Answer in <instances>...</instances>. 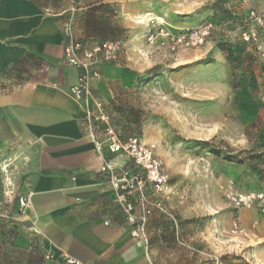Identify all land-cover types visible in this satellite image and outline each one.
Returning a JSON list of instances; mask_svg holds the SVG:
<instances>
[{
    "label": "rangeland",
    "instance_id": "1",
    "mask_svg": "<svg viewBox=\"0 0 264 264\" xmlns=\"http://www.w3.org/2000/svg\"><path fill=\"white\" fill-rule=\"evenodd\" d=\"M74 2L76 39L122 43L105 98L117 131L153 145L168 175L163 192L147 189L144 226L107 198L101 216L128 235L124 258L133 248L146 264H264V159H251L264 152V0ZM13 153H0V219L22 216L32 192Z\"/></svg>",
    "mask_w": 264,
    "mask_h": 264
},
{
    "label": "crops",
    "instance_id": "2",
    "mask_svg": "<svg viewBox=\"0 0 264 264\" xmlns=\"http://www.w3.org/2000/svg\"><path fill=\"white\" fill-rule=\"evenodd\" d=\"M74 4L0 0V153L12 150L19 164L30 166L23 173L31 176L33 193L31 206L15 219L22 232L15 255L24 259L33 243L44 251V264H68L67 258L146 264L133 248L124 258L128 235L101 216L113 195L99 174L102 158L82 133L80 107L69 95L79 72L64 58L62 29ZM117 64L97 68L100 78L92 85L104 100L108 82L121 79L124 67Z\"/></svg>",
    "mask_w": 264,
    "mask_h": 264
},
{
    "label": "built area",
    "instance_id": "3",
    "mask_svg": "<svg viewBox=\"0 0 264 264\" xmlns=\"http://www.w3.org/2000/svg\"><path fill=\"white\" fill-rule=\"evenodd\" d=\"M252 15L255 16L254 13ZM210 28L211 25L198 33L201 42L209 35ZM62 32L65 63L79 72L76 82L70 87L69 95L80 107L79 124L84 137L93 144L102 158L99 174L108 184L127 224L144 226L147 215L151 214L147 189L151 187L157 193L163 192L168 175L156 159L153 145L144 144L138 136L122 138L107 112L104 98L95 93L92 85L94 80L100 78L97 68L118 63L122 43L106 40L87 46L74 37L70 20L63 26ZM184 39L178 38L177 43H182ZM119 158L127 163L120 165L117 162ZM32 198V192L19 197L21 211L31 206ZM234 200L239 205L247 202L243 195ZM67 263L80 264L71 258H67Z\"/></svg>",
    "mask_w": 264,
    "mask_h": 264
},
{
    "label": "trees",
    "instance_id": "4",
    "mask_svg": "<svg viewBox=\"0 0 264 264\" xmlns=\"http://www.w3.org/2000/svg\"><path fill=\"white\" fill-rule=\"evenodd\" d=\"M226 159L231 162H243L238 156L229 155L226 156ZM251 159H264V152L256 154ZM21 234V225L16 220L11 218L0 219V264H44V251L38 245H34L33 243H30L29 246L25 248L27 254L24 259L15 255V242Z\"/></svg>",
    "mask_w": 264,
    "mask_h": 264
}]
</instances>
